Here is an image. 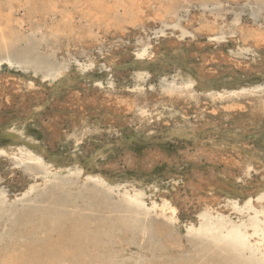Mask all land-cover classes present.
<instances>
[{
    "label": "rangeland",
    "instance_id": "obj_1",
    "mask_svg": "<svg viewBox=\"0 0 264 264\" xmlns=\"http://www.w3.org/2000/svg\"><path fill=\"white\" fill-rule=\"evenodd\" d=\"M136 1L0 0V27L12 38L0 53V83L38 89L30 96L11 87L0 99V205L28 218L34 210L62 214L59 247L76 264H229L224 250L237 240L233 254L252 263L264 240V124L238 130L231 117L243 97L264 93V0ZM91 10L97 22L87 21ZM188 42L191 53L178 63L176 47ZM256 43L260 56L245 51ZM226 57L236 62L231 71ZM173 93L194 133L173 128ZM150 107L153 115H142ZM209 149L219 151L213 161ZM224 152L242 154L252 168H229ZM207 195L214 213L205 216L199 199ZM16 230L0 242V264H19L13 257L34 241ZM36 236L59 237L47 226Z\"/></svg>",
    "mask_w": 264,
    "mask_h": 264
},
{
    "label": "bare ground",
    "instance_id": "obj_2",
    "mask_svg": "<svg viewBox=\"0 0 264 264\" xmlns=\"http://www.w3.org/2000/svg\"><path fill=\"white\" fill-rule=\"evenodd\" d=\"M99 1V0H98ZM104 1V0H103ZM101 2V1H100ZM121 2V1H120ZM141 2V0H137L136 1V3H137V5H139V3ZM239 2V1H238ZM82 3V2H81ZM119 3V2H118ZM122 3V2H121ZM121 3H119V5L121 4ZM159 3V2H158ZM228 3V2H227ZM237 3V2H236ZM74 4V3H73ZM96 4V3H95ZM98 4V3H97ZM18 5V4H17ZM24 5V4H23ZM50 5H51V3H50ZM79 5V4H78ZM94 5V4H93ZM95 6V5H94ZM144 6V5H143ZM14 7V6H13ZM50 7V6H49ZM61 7V6H60ZM75 7V6H74ZM96 7V6H95ZM95 7H93V9L92 10H96V8ZM114 8H115V6H113ZM146 7V6H145ZM263 7V6H262ZM100 9H101V7H99ZM98 8V9H99ZM104 8V7H103ZM150 8V7H149ZM50 9H52L51 10V12L53 13V14H56V7L54 6V5H52L51 6V8ZM126 9V8H125ZM262 9V8H261ZM91 10V11H92ZM114 10V9H113ZM129 10V9H128ZM132 10V9H131ZM264 10V9H263ZM262 10V11H263ZM130 11V10H129ZM264 12V11H263ZM114 13V12H113ZM117 14V13H116ZM261 14V13H260ZM95 15H96V13H94L93 11H92V13H91V15H89V16H87V21H91V22H94V21H98L96 18L94 19V17H95ZM110 15V14H109ZM113 15V14H112ZM157 15V14H156ZM107 16V15H106ZM261 16V15H260ZM263 16H264V13H263ZM36 17V16H35ZM76 17V16H75ZM108 17V16H107ZM157 17H158V15H157ZM259 17V16H258ZM32 18V17H31ZM83 18V17H82ZM104 18H105V16H104ZM262 18H264V17H262ZM212 19V18H211ZM73 20H74V18H73V16H69L67 19H66V22L67 21H69V22H71V23H73ZM155 17H153L152 15L149 17V18H147V20H146V24H147V26H149V25H153L154 26V24H155ZM264 20V19H263ZM225 21V20H224ZM65 22V23H66ZM69 22H67L66 23V25L68 26H66L65 25V27H67L68 28V30H69V27H70V25H68V23ZM143 22V21H142ZM195 22V21H194ZM217 22V21H216ZM218 22H220V21H218ZM226 22V21H225ZM219 24V23H218ZM222 24V23H221ZM232 24V23H231ZM261 24V23H260ZM3 25V24H2ZM125 25V24H124ZM228 25V24H227ZM249 25V24H248ZM261 25H263L264 26V24H261ZM57 27H58V25H56ZM182 26V25H181ZM232 26V25H231ZM59 27H61V26H59ZM64 27V28H65ZM112 27V26H111ZM219 27V26H218ZM224 27V26H223ZM7 27H5V29H6ZM232 28V27H231ZM264 28V27H263ZM263 28H261L262 30H263ZM5 29H2L1 27H0V53L2 52V51H4L10 44H11V40H12V38H11V36H10V34H8L7 32H5ZM73 29H74V26H73ZM223 30H220L219 32H220V34L219 35H221V37H223V39L225 38L226 39V37H227V35L225 34V29L224 28H222ZM7 30V29H6ZM49 30V29H48ZM54 30V29H53ZM60 31L62 30V28L61 29H59ZM65 30H67L66 28H65ZM71 30V29H70ZM69 30V31H70ZM108 30V29H107ZM227 30V29H226ZM73 31V32H72ZM71 32L72 33H74V31L75 30H72ZM206 31V30H205ZM264 31V30H263ZM66 32V31H65ZM68 32V31H67ZM78 32V31H77ZM76 32V33H77ZM113 32V31H112ZM223 32H224V34L226 35V37L225 36H223L224 34H223ZM120 33V32H119ZM228 33V32H227ZM230 33V32H229ZM232 33V32H231ZM262 33H264V32H262ZM81 34V33H80ZM111 35V34H110ZM213 35V34H212ZM70 36V35H69ZM80 36H81V39H82V35H79L78 36V34H77V36H76V34H75V36L73 37L74 39H75V37H79L80 38ZM169 36V35H168ZM168 36H166L167 38L165 39V41H166V45L168 46V45H171V43L172 42H170V40L168 39ZM172 36V35H171ZM228 36H229V34H228ZM146 37V36H145ZM79 38H77V39H79ZM235 38V37H234ZM157 39V38H156ZM224 39V40H225ZM71 40H73L72 38H71ZM254 40H255V38H254ZM80 40H78V42H79ZM139 39H136V42H137V44L139 43ZM251 41V40H250ZM261 41V40H260ZM83 42V41H82ZM92 42V41H91ZM107 42V41H106ZM178 42V41H177ZM251 42H253V41H251ZM257 42V41H256ZM66 43V42H65ZM120 43V42H119ZM119 43L116 45V46H119ZM134 44H132L133 46L135 45V41L133 42ZM179 43V42H178ZM181 43V42H180ZM179 43V44H180ZM195 43V42H194ZM254 43V42H253ZM252 43V44H253ZM107 44V43H106ZM140 44L141 45H145L144 44V42H143V40L140 42ZM173 44V43H172ZM175 44V43H174ZM177 44V43H176ZM251 44V43H250ZM248 45V46H246V49H245V51L247 50V51H250L251 52V54L253 55V56H257V55H259L260 56V48L257 46V43H256V46H257V49H255V47H253V46H251V45ZM263 44H264V42H263ZM92 45V44H91ZM156 45V44H155ZM183 45V44H182ZM198 45H199V43H198ZM254 45V44H253ZM94 46V45H93ZM97 46V45H96ZM126 46L128 47H130L131 46V41H128L127 43H126ZM125 46V47H126ZM148 46V45H147ZM175 46V45H174ZM200 46V45H199ZM260 46V45H259ZM149 51L151 52V54L153 55L154 53H155V51L156 50H158V48H155V47H152L150 44H149ZM176 47V46H175ZM261 47V46H260ZM134 48H135V46H134ZM199 49V48H198ZM79 50V49H78ZM144 50V49H143ZM189 50H190V43L188 42V44L187 45H184V47H183V49H179V46L178 47H176V53H177V55L179 56V58H178V63H181L183 60H185V53H184V51H186L187 52V54H190L191 52H189ZM105 53H106V55H109V56H111V57H114L115 56V53L117 52L118 53V51H113V50H111V51H109V50H103ZM161 51V50H160ZM244 51V52H245ZM60 52V51H59ZM194 52V51H193ZM192 52V53H193ZM156 53H157V51H156ZM184 53V54H183ZM195 53V52H194ZM208 55V54H207ZM215 55V54H214ZM220 55V54H219ZM213 56V55H212ZM212 56H211V58H212ZM221 56V55H220ZM194 57V56H193ZM204 57V56H203ZM217 57V55L215 56V58ZM228 57V56H227ZM226 57V58H227ZM206 58H209V57H206ZM214 58V59H215ZM224 58H225V56H224ZM187 59V58H186ZM213 59V60H214ZM219 59V58H218ZM233 59V58H232ZM203 60H204V58H203ZM206 60V59H205ZM208 60V59H207ZM210 60V59H209ZM236 60V59H235ZM216 61H218V60H216ZM224 62L226 63V69L228 70V71H231L233 68H234V66L232 65L234 62H230V58H227V60L225 59L224 60ZM207 63V62H206ZM205 63V64H206ZM236 63V62H235ZM235 63H234V65H235ZM262 63V62H261ZM199 64V63H198ZM200 64H202V63H200ZM204 64V65H205ZM212 64V63H211ZM190 65V64H189ZM222 65V64H221ZM195 66V65H194ZM202 66H203V64H202ZM202 66H200V65H198V66H195V71H196V73H198L199 75L198 76H200V74L202 73V71H201V68H202ZM240 66V65H239ZM238 66V67H239ZM260 66H262V65H260ZM193 67V66H192ZM263 67H264V65H263ZM177 68V67H176ZM194 68V67H193ZM225 69V70H226ZM205 70V69H204ZM208 70V69H207ZM214 70V69H213ZM240 70V69H239ZM221 71H223V70H221ZM241 71H243V69H241ZM215 72V71H214ZM215 74V73H214ZM139 77H136L135 78V81L136 82H139ZM19 80V79H18ZM7 81V80H6ZM8 87V88H7ZM16 89L17 91H18V89L20 88V89H22L21 87H23L24 88V90H26L27 92H26V94L27 93H29V95L31 96V94H35V92L38 90L35 86H34V84H27L26 83V85L25 84H20V86H19V82L15 79V80H11V81H9L8 83H0V99H1V97L3 96V94L4 95H6L7 93L9 94V92H10V89ZM186 88V87H185ZM21 91V90H20ZM23 91H21V93H22ZM6 93V94H5ZM78 93V92H77ZM19 94H20V92H19ZM79 94V93H78ZM174 95H172L171 96V100H172V102H171V104L169 103V105H168V109L167 110H169V113H170V115H169V117H174V116H176V117H179V122L177 123V122H174L173 120V123H172V125H173V128L174 129H177V130H187V131H190V132H192V133H194L197 129H199V128H197V126H196V124L195 123H191V122H189V119H188V115H189V112L188 111H185L184 110V108H183V104H181V102H182V100L181 99H179V95L178 94H176V93H173ZM17 95H18V92H17ZM21 95H23V94H21ZM32 95V96H33ZM24 96V95H23ZM64 96V95H63ZM39 97V96H38ZM120 97H123V96H120ZM18 98V97H17ZM26 98V97H25ZM34 98V97H33ZM169 98V97H168ZM183 98V97H182ZM23 99V98H22ZM69 99V98H68ZM158 99V98H157ZM24 100V99H23ZM71 100V99H70ZM117 100V99H116ZM122 100V99H121ZM153 100V99H152ZM178 100L180 101L181 100V102L180 103H178V104H181V105H177V102H178ZM27 101V103H28V101H29V99L28 100H25V102ZM40 101V100H39ZM89 101V100H88ZM99 102H100V100H98ZM139 101V100H138ZM158 101V100H157ZM188 101L190 102V101H193V98L191 97V98H189L188 99ZM198 101V100H197ZM241 101H242V108H244L243 110H245V112L243 111V110H240V112H239V109H238V111L237 110H235V108L237 107V106H239V105H237L236 107L235 106H232V107H234V110H235V112H233V114H236L237 116H238V119H233L232 117H231V120H233V122L235 121V126H237V129L238 130H241V128L245 125L244 124V122H247V124H248V126H252V127H257V128H260V127H262V125L264 124V93L262 94V95H259V96H257L256 98H254V97H251L250 96V98H248V96L247 97H243L242 99H241ZM74 102V101H73ZM94 102V101H93ZM117 102H119L120 103V99H118L117 100ZM131 102V101H130ZM134 102H135V100H134ZM148 102V101H147ZM184 102V101H183ZM202 102V101H201ZM204 102V101H203ZM202 102V103H203ZM206 102V101H205ZM19 103V102H18ZM36 103V102H35ZM98 103V102H97ZM145 103H146V101H145ZM159 103V102H158ZM166 103V102H165ZM198 103H199V101H198ZM202 103H201V105H202ZM208 103V102H207ZM231 103H233L232 101H231ZM94 104V103H93ZM92 104V105H93ZM114 104V103H113ZM118 104V103H117ZM126 104V103H125ZM125 104H123V105H125ZM154 104V103H153ZM160 104V103H159ZM163 104V103H162ZM185 104V103H184ZM76 105V104H75ZM99 105V104H98ZM101 105V104H100ZM192 105V104H191ZM200 105V104H199ZM102 106V105H101ZM127 106V105H126ZM140 106V105H139ZM196 106L198 107V105H197V103H196ZM207 106V105H206ZM15 107V106H14ZM17 107V106H16ZM99 107V106H98ZM112 107V106H111ZM122 107V106H121ZM208 107V106H207ZM231 107V106H230ZM231 107V108H232ZM239 107H241V106H239ZM43 108V107H42ZM110 108V107H109ZM141 108V107H140ZM185 108H187V106L185 107ZM195 108V107H194ZM203 108V107H202ZM242 108H240V109H242ZM6 109H8V108H6ZM15 109V108H14ZM38 109V108H37ZM99 109H100V107H99ZM103 109V108H102ZM188 109V108H187ZM206 109V108H205ZM237 109V108H236ZM17 110V109H16ZM19 110V109H18ZM104 110V109H103ZM107 110V109H106ZM117 110V109H116ZM191 110V109H190ZM201 110V109H200ZM20 111V110H19ZM114 111V110H113ZM119 111V110H118ZM118 111H116V112H118ZM153 110L151 109V107L150 108H146V110L145 111H142L141 113H142V115H153V112H152ZM194 111V110H193ZM192 111V113H194ZM203 111V110H202ZM229 111V110H228ZM244 113V115H245V118L244 117H239V116H241L242 114ZM83 114V113H82ZM119 114V113H118ZM122 114V113H121ZM207 114V113H206ZM213 114V113H212ZM233 114H231V116L233 115ZM21 115V114H20ZM20 115H15V116H13L12 118H10V121L11 122H14V121H16L17 120V118L20 116ZM236 115H234V116H236ZM198 116V115H197ZM207 116V115H206ZM204 117V116H203ZM22 118V117H21ZM206 118V117H205ZM205 118H204V120H205ZM121 119V118H120ZM142 120V119H141ZM164 120V119H163ZM166 120V119H165ZM199 121H200V119H198ZM207 120V119H206ZM205 120V121H206ZM167 121V120H166ZM237 121V122H236ZM147 122V121H146ZM157 122V121H156ZM159 122H161V121H159ZM158 122V123H159ZM212 122H214V121H212ZM216 122V121H215ZM163 123H165V121H163ZM150 124V123H149ZM167 124V123H166ZM200 124H201V122H200ZM165 125V124H164ZM169 125V124H168ZM198 125V124H197ZM225 125V124H224ZM214 126V125H213ZM74 129H75V127H73ZM73 129V130H74ZM222 130V129H221ZM75 132H77V131H75ZM76 135H78V134H76ZM239 136V135H238ZM76 137V136H75ZM237 138V137H236ZM174 144V143H173ZM241 145V144H240ZM242 147H244L243 146V144H242ZM8 149V148H7ZM204 149V148H203ZM262 149L264 150V146H262L259 150H257V155H259V156H262L263 154H262ZM222 151V150H221ZM230 151V150H229ZM232 151V150H231ZM209 154H208V153ZM219 152V151H218ZM218 152H216V151H214V150H207L206 151V153L208 154V159L210 160V161H213L216 157H218ZM204 153V152H203ZM225 153V152H224ZM223 153V154H224ZM233 153V152H232ZM202 154V153H201ZM221 154V153H220ZM226 154H228L227 152L225 153V155ZM154 156V155H153ZM200 156V155H199ZM221 156V155H220ZM227 156V155H226ZM19 157V156H18ZM229 157V161L227 160V166L229 167V168H235V169H237L238 170V172L239 173H241V174H243V175H245V174H247L248 172H249V170H250V168H252V164H250L251 162H249L248 161V159L247 158H244L243 156H242V154H239V153H236L235 152V154L233 155V154H228V156H227V158ZM222 158H220V160H221ZM254 159V158H253ZM223 160H224V158H223ZM209 162V161H208ZM255 165V164H254ZM254 165H253V167H254ZM257 166V165H256ZM255 169H257V167H255ZM258 170V169H257ZM257 172V171H256ZM209 178V181H211V178L210 177H208ZM243 178V177H242ZM247 182V181H246ZM190 183V182H189ZM204 183V184H203ZM199 185L200 186H203L204 188H209V184L208 183H206V182H204V181H202L201 182V180H200V182H199ZM207 190V189H206ZM202 191V190H201ZM197 193H198V191H197ZM209 196L207 195V196H204V199L202 198V199H199L200 200V203H199V207H200V209H202V213L205 215V216H207V215H212L213 213H214V211H213V209H212V207L210 206V203H214V202H211L210 200H209ZM217 202V201H216ZM261 207V206H260ZM31 211H33V208H31L30 209ZM35 212H37L32 218H28L27 217V211L25 210V209H17V210H15V211H11V210H6L5 209V207L2 205H0V228H1V232H0V242H2V241H4V239H6V238H10V237H12V236H15L16 234H18V232H17V228H18V225H20V226H22V228H25V229H28V231L30 232V234L34 237L35 236V238H34V241H33V243L29 246V248H28V251H26L25 252V254L23 255V253H21V252H19V253H16L15 254V256L13 257L14 259H13V261L14 262H19V264H76V258L74 257V256H72L67 250H66V248L65 247H59V246H61V245H63L62 244V237L60 236L61 235V232H59V228H58V223L60 222V221H63L64 220V218H63V216H62V214H58V213H56V214H54L53 215V219L52 218H50L49 217V212L48 211H46V210H34ZM221 211H223V210H221ZM172 214V213H171ZM9 216H11V217H13L11 220H9L8 219V217ZM201 219V218H200ZM49 225V226H48ZM46 226H47V228L51 231V232H53V234H55V235H57V236H59L58 238H56V240L55 241H53L52 239L50 240H48V239H46V238H44V237H37L36 235H37V233H41L43 230H46ZM27 231V230H26ZM28 231H27V233H28ZM15 234V235H14ZM239 240H237V242H238ZM235 243V244H233L228 250H224V252H225V255H226V260H227V262L229 263V264H243L242 262H241V259L240 258H238V257H236L234 254H233V252H234V249L236 248V247H239L238 245H240L241 243ZM256 243H257V254H256V259H255V261H253L252 263H249V264H264V240L263 239H261V240H256ZM116 247V246H115ZM14 249V248H13ZM13 249H11V250H13ZM83 252V251H82ZM230 253V255H228L227 253ZM80 257H81V255H80ZM85 259V258H84ZM81 262H82V260H81ZM80 262V263H81ZM248 264V263H247Z\"/></svg>",
    "mask_w": 264,
    "mask_h": 264
}]
</instances>
